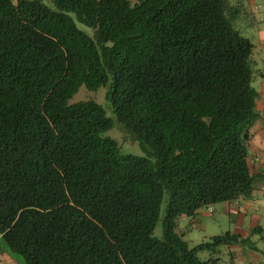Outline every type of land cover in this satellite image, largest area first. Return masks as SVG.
Returning a JSON list of instances; mask_svg holds the SVG:
<instances>
[{"label":"trees","instance_id":"16d2710c","mask_svg":"<svg viewBox=\"0 0 264 264\" xmlns=\"http://www.w3.org/2000/svg\"><path fill=\"white\" fill-rule=\"evenodd\" d=\"M47 1L0 0L2 246L25 264H211L197 253L245 243L225 232L189 247L176 232L252 192L253 45L227 1ZM106 85L145 157L103 136L101 105L69 104Z\"/></svg>","mask_w":264,"mask_h":264},{"label":"crops","instance_id":"0c3cea01","mask_svg":"<svg viewBox=\"0 0 264 264\" xmlns=\"http://www.w3.org/2000/svg\"><path fill=\"white\" fill-rule=\"evenodd\" d=\"M237 5L239 9L235 8ZM237 5L228 4V17L232 27L253 45L249 64L252 87L257 93L258 118L249 127L245 141L252 192L248 198L239 197L211 206L212 214L202 208L194 217L182 216L177 221L176 232L182 239L185 233L197 229L200 235L209 237L229 232L245 243L216 248L211 252L214 256L211 264H264V0H240ZM203 239L198 238L193 244L198 241L201 242L196 245L202 244ZM0 264L20 262L0 244Z\"/></svg>","mask_w":264,"mask_h":264},{"label":"rangeland","instance_id":"374dc122","mask_svg":"<svg viewBox=\"0 0 264 264\" xmlns=\"http://www.w3.org/2000/svg\"><path fill=\"white\" fill-rule=\"evenodd\" d=\"M226 1H227V6H228V4L230 6H232V5L235 6L238 4V2L240 0H226ZM43 2L47 5H49L51 8H53L52 4L49 3L47 0H43ZM235 8L239 9L240 6L237 5V6H235ZM70 17L73 19L76 27L80 31H82L88 37L93 39L94 33H93V30L91 28L86 27L83 24L79 23L76 19L75 14H70ZM108 88H109V85H106V86L100 87L95 92H91L82 86L79 88L78 92L69 100V104H73V103H77V102H81V101H95L97 104L101 105L102 108L105 110L106 116L108 118H110L114 123L112 129L105 132L103 134V136L114 140L117 143L119 151L122 155H132V156H138V157H145L146 153L141 149L138 142L135 141L132 138V136L129 134V132L116 121L115 116L112 112V109L106 100V93L108 91ZM166 201H167V194H164L163 199H162V203H161V207H160L159 220H158V223H157V225L153 231V236L156 238H161V234H162L161 221H162V217L164 215V209L166 206ZM200 233L201 232L199 229H197L196 231H193V233L187 232V233H185L183 240L186 241L190 247L197 246L196 244L201 242V241H198L197 243L193 244L194 240L197 241L198 238L203 237L204 243H207L210 241L211 237L204 235L203 233L200 235ZM209 234H213V233H209ZM0 244L4 245V243L2 242L1 239H0ZM197 257L201 261H208L211 258H213L214 256L211 254V252L204 250V251H199L197 253ZM14 258L18 259L20 264H25L24 261L19 256H16Z\"/></svg>","mask_w":264,"mask_h":264},{"label":"clouds","instance_id":"9594fccd","mask_svg":"<svg viewBox=\"0 0 264 264\" xmlns=\"http://www.w3.org/2000/svg\"><path fill=\"white\" fill-rule=\"evenodd\" d=\"M205 209H206V212H207V213H209V212H208V210H209V209H211V210H212L211 206H208V207H206ZM212 212H213V210H212ZM212 212H211V213H209V214H212Z\"/></svg>","mask_w":264,"mask_h":264},{"label":"built area","instance_id":"2783aa9c","mask_svg":"<svg viewBox=\"0 0 264 264\" xmlns=\"http://www.w3.org/2000/svg\"><path fill=\"white\" fill-rule=\"evenodd\" d=\"M208 212H209V213H211V212H212V210H211V209H209V210H208Z\"/></svg>","mask_w":264,"mask_h":264}]
</instances>
